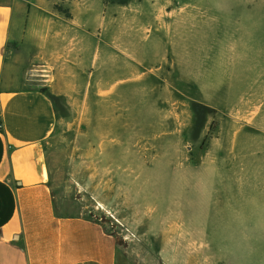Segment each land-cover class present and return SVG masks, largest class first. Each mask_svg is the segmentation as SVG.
Masks as SVG:
<instances>
[{
	"label": "rangeland",
	"instance_id": "1",
	"mask_svg": "<svg viewBox=\"0 0 264 264\" xmlns=\"http://www.w3.org/2000/svg\"><path fill=\"white\" fill-rule=\"evenodd\" d=\"M108 2L161 9L170 26L146 49H165L160 37L175 54L146 62L156 76L140 92L126 84L112 94L80 93L58 110L48 147L67 194L89 200L80 212L102 220L133 264H264V238H255L256 248L235 234L231 205L219 218V201L233 197L223 178L234 179L220 171L233 163L235 146L264 148V0ZM15 19L24 20L20 9ZM122 79L116 70L110 78ZM95 139L113 151L114 199L141 216L124 220L81 190L96 160L84 151Z\"/></svg>",
	"mask_w": 264,
	"mask_h": 264
},
{
	"label": "crops",
	"instance_id": "2",
	"mask_svg": "<svg viewBox=\"0 0 264 264\" xmlns=\"http://www.w3.org/2000/svg\"><path fill=\"white\" fill-rule=\"evenodd\" d=\"M17 9L24 14L21 23ZM161 16L155 7L116 9L108 0H0V264H133L102 220L80 212L89 200L69 197L48 143L68 98L112 94L126 84L140 92L156 76L146 62L175 54L160 37L165 49H146V40L165 28ZM115 70L123 79L112 82ZM95 143L84 151L96 160L88 167V186L80 188L106 211L131 220L128 203L114 199L113 151L103 139ZM233 154V163L220 171H233L234 179L223 178L233 197L219 201V218L228 217L231 205L236 221L229 228L258 248L255 238H264V148L236 145Z\"/></svg>",
	"mask_w": 264,
	"mask_h": 264
}]
</instances>
